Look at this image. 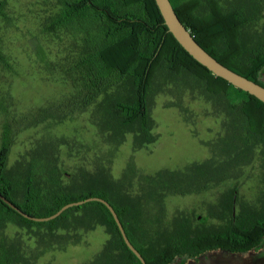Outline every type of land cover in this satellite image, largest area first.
<instances>
[{"label": "rangeland", "instance_id": "374dc122", "mask_svg": "<svg viewBox=\"0 0 264 264\" xmlns=\"http://www.w3.org/2000/svg\"><path fill=\"white\" fill-rule=\"evenodd\" d=\"M61 2L0 0V151L7 141L9 174L23 179L31 170L42 187L48 169H56L66 189L83 175L99 178L119 203L138 201L142 223L154 230L156 223L162 227L182 217L218 224L219 198L231 187H237L240 202L253 204L264 187V154L256 152L249 164L225 162V120L196 81L180 77L178 86L172 79L156 81L150 113L157 138L142 146L136 145L134 132L121 135L110 125L108 104L126 89L114 86L85 102L77 63L92 44V23L59 24ZM197 6L198 0H191L184 8L186 21ZM202 171L208 181L201 180ZM224 173L227 178L219 179ZM24 226L10 222L0 237L23 235L28 252L44 251L35 264L89 263L110 238L106 226L75 225L67 231L78 242L51 249Z\"/></svg>", "mask_w": 264, "mask_h": 264}, {"label": "trees", "instance_id": "16d2710c", "mask_svg": "<svg viewBox=\"0 0 264 264\" xmlns=\"http://www.w3.org/2000/svg\"><path fill=\"white\" fill-rule=\"evenodd\" d=\"M170 1L195 39L210 54L264 86V0H198L188 21L183 10L191 0ZM61 3L65 8L59 24L82 25L85 20L92 23L88 28L92 44L84 47L85 55L77 63L82 89L87 93L85 102L93 101L114 86L118 90L126 89L124 95L108 104L110 125L116 133L134 132L137 146L154 142L157 135L150 113L154 84L159 79L167 83L172 79V84L178 86V78L185 77L196 81L216 102L217 112L225 120L227 134L222 142L228 165L249 164L256 152L264 154V102L216 76L194 59L169 31L155 0H62ZM113 75L119 77L114 80ZM6 144L7 141L0 151V192L31 215L50 216L68 203L103 197L115 207L129 239L147 264H183L221 245L222 228L218 224L209 225L206 218L197 222L196 217H182L162 227L154 220L156 230L147 228L142 223L140 208L135 207L138 201L119 203L101 187L99 178L93 176L83 175L70 189L62 187L59 171L52 168L48 169L49 178L43 188L31 170L23 179H16L6 170L9 148ZM201 173L204 178L201 180L208 181L207 175ZM224 176L219 179H226V173ZM18 196L23 198L22 202L16 199ZM233 196L224 201L226 210L232 208ZM36 208H40L39 214L34 212ZM220 212L215 214L221 217ZM261 213L264 206L256 213L252 204L243 203L241 226L235 225L228 232L233 238L230 240L228 236V243L243 252L258 247L264 230L261 229L256 239L250 237L253 223L264 221ZM10 222L34 230L37 241H43L51 249L61 242H78L67 231L72 226L87 230L106 226L110 238L96 259L86 264H142L124 241L112 213L101 202L75 206L54 220L37 222L26 219L0 199V231ZM237 239L244 241L238 243ZM38 252L26 250L23 235L0 237V264H35Z\"/></svg>", "mask_w": 264, "mask_h": 264}, {"label": "water", "instance_id": "95a60500", "mask_svg": "<svg viewBox=\"0 0 264 264\" xmlns=\"http://www.w3.org/2000/svg\"><path fill=\"white\" fill-rule=\"evenodd\" d=\"M156 5L163 17L164 23L167 25L169 31L174 35L177 41L181 44V46L199 63L208 68L211 72H213L216 76H219L234 86L244 90L251 95L255 96L262 102H264V86L247 78L246 76L232 70L228 66L221 63L217 60L212 54H210L193 36L191 31L182 21L177 11L173 7L170 0H155ZM0 199L5 202L9 207L14 209L17 213L25 217L26 219L37 221V222H46L54 220L60 217L66 210L75 207L81 206L83 204L97 201L103 203L108 207L110 212L112 213L119 230L122 234L124 241L127 246L135 253V255L140 259L142 264H147L145 257L142 253L134 246V244L129 239L125 227L115 209V207L105 198L99 196L88 197L84 200L75 201L64 205L60 210L50 216L39 217L35 215H31L19 207L16 203L11 201L8 197H6L3 193L0 192Z\"/></svg>", "mask_w": 264, "mask_h": 264}, {"label": "flooded vegetation", "instance_id": "af4514ba", "mask_svg": "<svg viewBox=\"0 0 264 264\" xmlns=\"http://www.w3.org/2000/svg\"><path fill=\"white\" fill-rule=\"evenodd\" d=\"M264 182V180H263ZM233 196V205L231 209H227L224 205V201L228 197ZM237 187H231L227 191L225 190L223 195L219 198V212L220 222L218 225L222 228L220 234V246L214 250L207 251L205 253L199 254L196 258L190 259L188 262L183 264H264V234L261 235V242L258 247H253L247 252H243L240 249L235 248L236 245L233 243H228V236L230 240L232 234L228 233L231 229L236 226H241V210L243 207V201L240 202ZM255 212L261 210L264 206V187L259 191L256 196V201L252 204ZM225 207V208H224ZM258 215V214H257ZM264 215V213H261ZM264 219V218H263ZM264 221L256 220L251 226V239H256L261 229L264 230ZM261 228H260V227ZM243 239V238H242ZM242 239L235 240L240 243L244 241ZM233 244V245H231Z\"/></svg>", "mask_w": 264, "mask_h": 264}]
</instances>
